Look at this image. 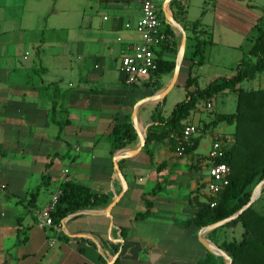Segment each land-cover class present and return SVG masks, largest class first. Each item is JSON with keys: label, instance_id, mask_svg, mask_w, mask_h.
<instances>
[{"label": "crops", "instance_id": "crops-1", "mask_svg": "<svg viewBox=\"0 0 264 264\" xmlns=\"http://www.w3.org/2000/svg\"><path fill=\"white\" fill-rule=\"evenodd\" d=\"M61 1H70L75 8L66 14L60 9ZM152 1L161 15L163 0ZM139 2L53 0L49 11L47 4H38L39 11L31 18L25 5L15 11L3 5V12L12 14L0 17V264H106L114 255L115 264H175L168 261L174 255L167 247L152 249L150 241L159 224L152 221L157 212L156 195L148 193L153 186H145L148 180L155 184L174 161L156 142L150 143L151 156L145 154L142 162L136 161L141 151L117 162L126 189L110 210V219L103 214L106 206L83 209L62 219L60 232L54 233L48 228H37L33 218V212L47 205L62 182H77L105 195L109 202L121 190L112 169L114 152L109 154L107 136L114 123L124 121L128 115L131 124L133 103L150 91L145 94L141 85L125 87L118 70L125 49L139 41L132 29L139 16ZM175 5L182 12L178 24L185 34L183 57L189 61L194 44H201L202 63L193 66L196 86L199 77H205L196 72V67L211 69L208 82L229 76L220 75L224 65L230 66L232 74L252 43L254 37L250 32L260 16L250 10L249 0H174L167 6L171 16ZM44 14L48 23L40 26ZM172 31L179 44V32ZM215 45L232 51L227 64L226 58H219L215 66H208L209 49ZM161 56L171 60L168 53ZM168 80L167 74L161 76L160 89ZM164 98L154 106L161 109ZM211 100L207 103L209 108ZM143 105L136 111L137 124L149 119L151 113L145 114L141 110ZM65 118L68 123L58 132L55 122ZM232 130L224 123L210 127L212 137L229 135ZM211 140L210 137L207 150ZM135 146L136 143L122 150ZM203 157L201 170L206 167V152ZM159 162L164 169L159 171V166L157 172ZM45 164H49L46 171ZM143 170L147 174L141 175ZM45 173L47 186L39 187L35 197H31ZM169 183L164 181V187ZM48 187L53 190L44 194ZM143 199L152 202L151 214L145 220H134L135 213L144 210ZM119 228L126 229L125 239L121 238ZM165 238L164 235L159 240ZM113 245L118 246L116 253Z\"/></svg>", "mask_w": 264, "mask_h": 264}, {"label": "trees", "instance_id": "trees-1", "mask_svg": "<svg viewBox=\"0 0 264 264\" xmlns=\"http://www.w3.org/2000/svg\"><path fill=\"white\" fill-rule=\"evenodd\" d=\"M172 3L174 0L171 1ZM175 12L172 15L174 21L178 23L182 15L181 8L175 5ZM248 7H252L248 5ZM161 23V29L165 40L157 47L156 69L149 76L147 81L141 82L142 87H153L151 93L160 89L158 80L162 75L170 74L173 69V60H165L163 53L175 54L178 43L174 40L172 29L164 24L160 12H157ZM196 24H190L193 28ZM255 36L252 43L237 62L229 76H219L208 82L205 87L198 89L196 80L190 76V68L202 63L203 55L201 44L196 42L193 46L192 57L189 59L190 65L184 81V99L176 103L165 117L160 115L159 105H156L150 113V125L145 131V142L140 151L150 157L148 146L152 142H168L172 148H176L180 155L193 153L199 143V137H190L186 141L181 138V131L187 124L191 112L196 110V105L200 102L207 104L216 95L221 93H231L235 96L234 111L231 114H217L210 122L214 127L218 123L232 126L230 142L224 140L222 136L216 138L221 143L223 155L215 162L224 163L229 168L228 184L219 194L215 206H208L209 199L204 197L197 203V209L193 215L181 222L184 227L192 226L200 229L204 226L224 219L247 202L250 191L248 188L264 177V88L257 90H245L239 87L243 80L253 79L264 71V4L260 7V16L256 19L253 27ZM182 30H184L182 28ZM193 59H195L193 61ZM150 80H152L150 82ZM53 110V106L51 107ZM68 123L67 118L55 122L59 132ZM109 143V154L117 150L124 149L134 144L136 135L129 122V115L124 121L116 122L111 127L107 136ZM49 164H45V171ZM159 166L156 167L158 172ZM48 175L41 176L40 186L30 194L35 197L39 187H46ZM164 189V180L156 181L150 189L148 195L155 196ZM109 203V198L103 194L91 191L84 185L77 182L66 181L58 185L56 201L50 212L53 225L60 224L66 216L76 211L100 207L103 208ZM144 210L135 213L134 220H145L151 214L152 202L147 199L142 200ZM253 204L243 211L236 219L218 227L207 234L208 239L214 243V234L217 230L239 225L241 229L239 240L221 241L217 247L222 250L231 260L230 264H264V213L253 210ZM120 236L125 239L126 229L119 228ZM61 238H66L61 235ZM113 252L118 250L117 245H113ZM208 253L197 258L193 264H219V260ZM117 262L115 259L114 264ZM104 264V262H100Z\"/></svg>", "mask_w": 264, "mask_h": 264}, {"label": "rangeland", "instance_id": "rangeland-1", "mask_svg": "<svg viewBox=\"0 0 264 264\" xmlns=\"http://www.w3.org/2000/svg\"><path fill=\"white\" fill-rule=\"evenodd\" d=\"M38 4L39 5L47 4L48 8L46 11H49L50 8L52 9L53 7V0H47V1L46 0H0V17H3L2 15L4 14L7 15L12 14L11 12L4 13L2 10L3 5L8 8H11L9 9L11 11H15L20 6L25 5V11L29 16V18H31V16H33L39 11ZM56 4H58L59 6L58 2H56ZM68 4H66L65 1H61L60 3V6L62 7L60 8L61 11H65L66 14L69 13L70 9L75 8L74 5L72 4L68 5ZM249 4L252 6L250 7V10L252 9L253 12L260 14V7L264 4V0H249ZM193 8L194 5L191 6V10ZM158 11L159 9H157V12ZM46 17L47 14L42 18L43 20H41L40 26H43L45 24L47 25L48 21L46 20ZM188 17L189 19L192 17V11H190ZM254 33H255L254 30L250 32V36L254 37L255 35ZM168 54L171 60L174 61L175 54H170V53ZM231 56H232V51H229L226 48H221L215 45L209 49V53L207 56L208 66L209 65L215 66V63L218 62L219 58L220 59L226 58V62L224 63L227 64L229 62L228 60L231 59ZM188 66H189V61L184 56L178 68L176 82L174 86L171 88V90L166 94L163 100L164 102L162 108L160 109L159 107V112L161 116L163 117L167 116L176 103L183 101L184 99L183 85L188 73V69H189ZM194 70H195L194 67L189 70L191 77H193L192 75L195 73ZM197 71H200L199 73L205 75L204 78L199 77L197 81L198 89H202L203 87H205L206 83L211 79L210 76H208L211 75V69L208 68L206 69L205 67L199 69L196 67V72ZM222 73H225L226 75H230L231 74L230 66L226 67V65H224V70L221 71L220 75H222ZM170 75L171 73L168 74V78H170ZM160 78L158 81V85L160 83ZM239 87L245 90L263 89L264 71L259 75L255 76L253 79L243 80L239 84ZM140 89L144 90V93L146 94L148 90L151 91L153 87L146 86L145 88H140ZM150 91L149 93H147L146 97L151 96L156 92L155 91L151 93ZM135 103H133V105ZM234 105H235V96L231 93H223L220 95H216L211 100V108L207 107L206 104L202 102L196 105V110L191 112L188 117V120L184 122V124L187 125L189 124L194 126L196 128V133L193 135V137L200 138L197 149L195 150L194 153L177 155V149L172 148L168 142L163 141L159 143L161 144V147L165 152L171 154L174 161L170 165L169 169L165 172L164 176H162L161 178L160 177L157 178V181L164 179L165 183L166 181H169L170 183L168 184L167 188L164 187L162 193H158L155 196L157 212L155 213V217H153L152 221L153 223L157 222L159 224V228L154 229L155 234L151 237L152 239L150 241L152 243L151 246L152 249L155 246H160L162 248L167 247L170 255L171 254L174 255L168 257V261L172 260L171 263L193 264L195 260L198 258V254L202 256L206 253L205 250L196 241V233L198 229H195L192 226L184 227L183 225H181V222L183 220L190 218L193 215V213L197 209L198 200L201 201L205 197L204 195L205 189L202 183V178L205 177L206 171L201 170L202 167L200 165L204 160L203 156L205 155V152H207V145L210 141V137L212 138L211 141L217 138V137H212V134L210 133L211 126L209 124L211 120L214 118V115L217 113H224V114L233 113ZM155 107L156 106H154V103H146L143 105L141 110H143L145 114H149V112H152ZM196 113H198V115H195ZM195 116H200L201 119H198L199 117H195ZM150 124L151 123L149 119L144 120L142 124H137L138 131L141 132L143 128L145 127L147 128ZM227 130H230V128L227 127ZM212 131L215 132V130ZM220 136H222L224 140L227 141L228 143L230 142V135L221 134ZM134 143H136V140ZM145 157H146L145 152L141 151L139 155L136 157V161L142 162V160L145 159ZM161 164L163 163L159 162L157 164V166H161L159 171H162V169H164L163 168L164 165ZM147 172L148 171L143 170L141 172V175H145L147 174ZM256 183L257 181H255L248 188L250 193ZM152 186H154V182H150V180H148L145 187L149 188ZM52 190L53 188L48 187L46 188L44 194L49 193ZM253 203H254L253 210H255L258 213H264V188L260 191L259 197ZM164 204H167L166 208H162ZM160 206H161V210L159 209ZM142 210H143V206H142ZM165 211L166 213L173 212V215L165 214L164 213ZM161 213L165 215L161 217V215H159ZM147 222L148 223L146 224V226L149 224V219ZM240 233H241V229L237 224L231 227H225L217 230L213 236V239L217 244L220 243L221 241H230V240L237 241L240 238ZM164 235L166 236L167 239L166 238L165 239L167 241L166 240L164 241V239L159 240ZM205 239L208 240L210 243H212L208 239L207 235H205ZM212 244L217 247V244L214 243ZM216 259L219 260V264H224L223 259L219 257Z\"/></svg>", "mask_w": 264, "mask_h": 264}, {"label": "built area", "instance_id": "built-area-1", "mask_svg": "<svg viewBox=\"0 0 264 264\" xmlns=\"http://www.w3.org/2000/svg\"><path fill=\"white\" fill-rule=\"evenodd\" d=\"M124 27L129 28V25L125 24ZM161 27L153 1L140 0L139 16L132 26L139 41L129 45L119 58L118 70L122 74L121 82L125 87L140 85L155 71L157 47L165 40ZM206 106L208 107V104ZM195 133L194 126L185 125L181 131V138L186 141ZM177 155H180L179 151ZM222 155V145L214 139L206 152V174L202 182L210 208L215 206L219 194L228 184L229 168L224 163L215 162ZM55 201L56 195H53L47 205L33 212L34 224L37 228H48L54 233L60 232V224L53 225L50 218Z\"/></svg>", "mask_w": 264, "mask_h": 264}, {"label": "water", "instance_id": "water-1", "mask_svg": "<svg viewBox=\"0 0 264 264\" xmlns=\"http://www.w3.org/2000/svg\"><path fill=\"white\" fill-rule=\"evenodd\" d=\"M171 1L172 0H163L160 10H161V15H162L164 23L167 24L171 29H175L176 31H178L180 34V40H179V44H178V47H177V50L175 53V59L173 62V69H172V72H171V75H170V78H169L167 84L163 88H161L160 90H158L157 92H155L151 96H148V97H145V98L138 100L134 104V106L131 110V114H130L131 126H132V128L136 134L137 142H136V146L133 149L117 150L114 152V154L112 156V160H111L112 169L120 181L121 190L115 197L112 198V200L103 209V214L108 219H110V216H109L110 210L119 201L120 197L122 196L123 192L126 189V185H125V182L122 178L120 170L118 168L117 162L121 159L130 158V157L134 156L135 154H137L138 152H140V150L143 147L144 142H145L146 128H143L141 132H139L138 128H137V123H136L137 108L139 106H141L142 104H145L148 102H150V103L151 102L152 103L160 102L165 97V95L171 90V88L174 86V83H175L176 78H177L178 68H179L180 62H181L182 57H183L185 34H184V31L182 30V28L179 26V24L176 21H174L170 12L168 11L167 6H168L169 2H171ZM263 188H264V177L255 184V186L251 190V193H250L249 198H248L247 202L245 203V205H243L235 213H233L232 215H230L224 219H221L217 222H214L212 224H209L207 226H204V227L198 229V231L196 233V241L205 250L206 253H208L214 257H219V258L223 259L224 264H230L231 263L230 258L222 250H220L218 247L214 246L212 243H210L208 240L205 239V235H207L208 233H210L214 229L221 227V226L225 225L226 223L236 219L243 211H245L247 208H249L250 205L259 197L260 191ZM109 225H111V222H109ZM118 243L121 244V241H119ZM115 258H116V255H114L110 261L106 262V264H112L113 261L115 260Z\"/></svg>", "mask_w": 264, "mask_h": 264}]
</instances>
